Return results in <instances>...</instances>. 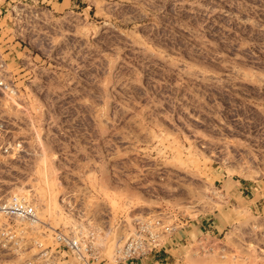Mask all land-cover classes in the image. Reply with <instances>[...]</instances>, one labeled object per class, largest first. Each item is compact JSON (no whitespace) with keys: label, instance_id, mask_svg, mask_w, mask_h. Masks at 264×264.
Listing matches in <instances>:
<instances>
[{"label":"rangeland","instance_id":"obj_1","mask_svg":"<svg viewBox=\"0 0 264 264\" xmlns=\"http://www.w3.org/2000/svg\"><path fill=\"white\" fill-rule=\"evenodd\" d=\"M0 38V200L42 221L0 264L56 228L118 264L146 217L183 264H264V0H0Z\"/></svg>","mask_w":264,"mask_h":264},{"label":"built area","instance_id":"obj_2","mask_svg":"<svg viewBox=\"0 0 264 264\" xmlns=\"http://www.w3.org/2000/svg\"><path fill=\"white\" fill-rule=\"evenodd\" d=\"M10 55V48L0 38V89L12 93L15 81L9 70ZM41 222L36 205L26 198L13 195L0 200V246L7 248L17 243L30 231H37ZM174 230V225L161 217L137 220L124 244L115 249L114 259L118 264H151L155 253L165 251ZM52 231L54 249L34 241L39 248L35 257L39 264H93L104 259L101 246L96 242L99 231H90L87 236L57 228Z\"/></svg>","mask_w":264,"mask_h":264},{"label":"crops","instance_id":"obj_3","mask_svg":"<svg viewBox=\"0 0 264 264\" xmlns=\"http://www.w3.org/2000/svg\"><path fill=\"white\" fill-rule=\"evenodd\" d=\"M226 237H227V234L224 236V238L226 239ZM210 238L212 239V236H210ZM165 251L169 252V254L172 255L170 257L171 262L169 264H183V263H186V260L188 259V251H185V249H183L182 247L181 248H175V249L170 247V248H167ZM161 255H162V257L166 256V254L164 252H162ZM193 257L195 258L196 256H193ZM157 264H164V263L160 262Z\"/></svg>","mask_w":264,"mask_h":264}]
</instances>
